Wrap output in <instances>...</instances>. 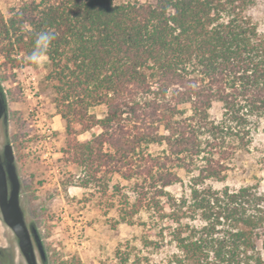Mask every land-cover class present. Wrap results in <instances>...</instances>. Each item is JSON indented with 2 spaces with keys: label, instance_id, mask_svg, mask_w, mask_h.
<instances>
[{
  "label": "trees",
  "instance_id": "16d2710c",
  "mask_svg": "<svg viewBox=\"0 0 264 264\" xmlns=\"http://www.w3.org/2000/svg\"><path fill=\"white\" fill-rule=\"evenodd\" d=\"M258 3L22 0L8 14L0 7L2 81L34 66L25 58L38 33H55L47 79L66 121L62 152L82 169L76 185L109 187L115 177L132 184L133 213L145 210L170 223L179 252L166 264H264V192L210 183L226 178L236 150L264 125ZM102 104L104 117L90 113ZM217 105L220 118L212 113ZM95 126L101 132L92 139L78 138ZM180 171L190 184L178 198L169 189L184 183ZM114 264L141 261L126 255Z\"/></svg>",
  "mask_w": 264,
  "mask_h": 264
},
{
  "label": "rangeland",
  "instance_id": "374dc122",
  "mask_svg": "<svg viewBox=\"0 0 264 264\" xmlns=\"http://www.w3.org/2000/svg\"><path fill=\"white\" fill-rule=\"evenodd\" d=\"M20 1L0 0V7L8 14L10 7ZM253 12L264 32V0H259ZM49 70L47 57L40 65L17 69L16 81H2L0 77L9 110L8 125L2 122L0 127L1 151L8 141L14 146L22 180L21 202L28 224L34 222L44 240L47 264H62L74 258L83 264H114L126 255L141 264H166L179 252L176 243L170 241V223L145 210L133 213L136 197L132 184L115 177L109 187L99 183L88 188L76 185L83 173L62 152L67 145L66 121L58 114L57 95L47 79ZM16 93L20 100L13 99ZM106 111L104 104L90 109L98 118L104 117ZM212 113L220 118L221 105ZM100 132L101 127L95 126L78 138L90 140ZM152 150L159 152L162 147L153 146ZM180 173L184 183L169 189L178 198L188 194L190 184V177L184 171ZM69 182L73 185L65 187ZM116 182L119 188H112ZM210 183L216 188L231 189L253 185L264 192V125L247 146L236 150L226 178ZM0 248L9 250L12 264H26L17 237L5 223L1 210ZM259 248L264 255L263 245ZM39 264L44 263L39 259Z\"/></svg>",
  "mask_w": 264,
  "mask_h": 264
},
{
  "label": "water",
  "instance_id": "95a60500",
  "mask_svg": "<svg viewBox=\"0 0 264 264\" xmlns=\"http://www.w3.org/2000/svg\"><path fill=\"white\" fill-rule=\"evenodd\" d=\"M8 121V100L4 97L0 104V120ZM22 180L18 170L16 153L11 142H6L0 156V210L5 223L17 237L18 246L28 264H39L35 252L34 238L41 240L39 230L34 222L28 224L21 202ZM0 250H6L0 248ZM4 260L12 264L11 256L4 252ZM1 264V262H0ZM47 264V263H45Z\"/></svg>",
  "mask_w": 264,
  "mask_h": 264
},
{
  "label": "clouds",
  "instance_id": "9594fccd",
  "mask_svg": "<svg viewBox=\"0 0 264 264\" xmlns=\"http://www.w3.org/2000/svg\"><path fill=\"white\" fill-rule=\"evenodd\" d=\"M56 39V35L52 31H41L36 35L33 50L26 56V63L31 65H40L45 62L47 52Z\"/></svg>",
  "mask_w": 264,
  "mask_h": 264
},
{
  "label": "flooded vegetation",
  "instance_id": "af4514ba",
  "mask_svg": "<svg viewBox=\"0 0 264 264\" xmlns=\"http://www.w3.org/2000/svg\"><path fill=\"white\" fill-rule=\"evenodd\" d=\"M3 94H4V97H6V99H7V96H6V94H5V92H4V89H3V87H2V82H1V79H0V104H1V101H2V99H3ZM9 111V110H8ZM8 118H9V112H8ZM9 120V119H8ZM4 123L5 125H8V121H7V123L5 122V119H4V117H2V119L0 120V127H1V123ZM1 153H2V151H1V144H0V156H1ZM39 234H40V232H39ZM40 237H41V235H40ZM34 245H35V252H36V256H37V259H38V263H39V259L41 260V262L42 263H47L48 262V259H49V257H48V251H47V249H46V247H45V244H44V240H43V238L41 237V240L39 241V242H37L36 240H35V238H34ZM20 249V248H19ZM5 251H9V250H0V262H1V264H7V262H6V260H4V258H5V256H4V252ZM20 252H21V250H20ZM9 253V252H8ZM22 253V252H21ZM23 254V253H22ZM10 255V254H9ZM24 256V255H23ZM24 258H25V256H24ZM25 262H26V264H28V262H27V260H26V258H25Z\"/></svg>",
  "mask_w": 264,
  "mask_h": 264
}]
</instances>
